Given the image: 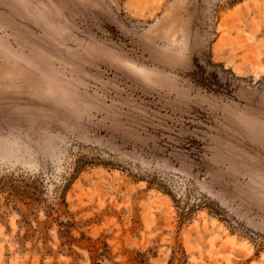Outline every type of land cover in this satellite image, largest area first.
<instances>
[{"label": "rangeland", "instance_id": "374dc122", "mask_svg": "<svg viewBox=\"0 0 264 264\" xmlns=\"http://www.w3.org/2000/svg\"><path fill=\"white\" fill-rule=\"evenodd\" d=\"M0 264H264V0H0Z\"/></svg>", "mask_w": 264, "mask_h": 264}]
</instances>
